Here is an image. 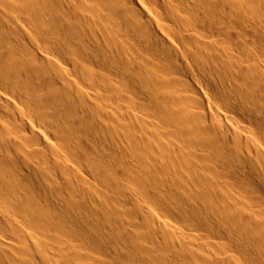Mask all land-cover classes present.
Segmentation results:
<instances>
[{
    "label": "bare ground",
    "instance_id": "6f19581e",
    "mask_svg": "<svg viewBox=\"0 0 264 264\" xmlns=\"http://www.w3.org/2000/svg\"><path fill=\"white\" fill-rule=\"evenodd\" d=\"M138 261L264 264V0H0V264Z\"/></svg>",
    "mask_w": 264,
    "mask_h": 264
},
{
    "label": "rangeland",
    "instance_id": "374dc122",
    "mask_svg": "<svg viewBox=\"0 0 264 264\" xmlns=\"http://www.w3.org/2000/svg\"><path fill=\"white\" fill-rule=\"evenodd\" d=\"M204 85H205V82L204 81H201ZM206 87V86H205ZM106 208L109 210V214L108 215H111V213H112V210H110L107 206H106ZM150 218L151 217H146V219H144V218H142V220L141 219H139V221L140 222H144V220H146L145 222H144V224H146L147 226H150V225H152V223H153V220H152V218H151V220H150ZM144 219V220H143ZM150 224V225H149ZM80 231V230H79ZM82 233H85V231H80V233L79 234H81L82 235ZM83 235H85V234H83ZM138 238V239H137ZM135 241L137 242V243H139V241L141 242H144L145 240H142L141 239V237H139V236H137V237H135ZM102 248H104V247H102ZM95 255H97L96 253H94ZM75 258H76V256H75ZM138 263L139 264H144V262H140V261H138ZM92 264H93V262H92ZM162 264H164V263H162Z\"/></svg>",
    "mask_w": 264,
    "mask_h": 264
}]
</instances>
